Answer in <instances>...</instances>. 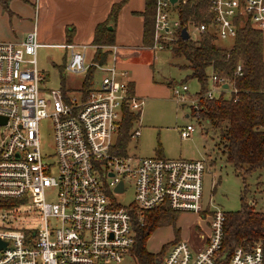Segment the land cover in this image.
Listing matches in <instances>:
<instances>
[{
	"label": "built area",
	"instance_id": "1",
	"mask_svg": "<svg viewBox=\"0 0 264 264\" xmlns=\"http://www.w3.org/2000/svg\"><path fill=\"white\" fill-rule=\"evenodd\" d=\"M191 1L154 0L149 46L153 53L173 44L182 27L192 39L209 31L217 43L233 40L238 19L264 31V0H203L207 20L189 19L179 28L180 8ZM40 46L66 49L67 72L85 73L93 66L102 74L99 81L65 93L60 87L44 88L36 61ZM98 46L109 50L111 61L86 59L89 48ZM117 49L115 44L41 42L35 24L20 40H0V200H19L0 205V239L5 241L0 264H121L125 256H133L132 211L162 206L203 213L209 234L196 248L184 239L172 242L159 264H221L225 214L210 199L202 201L205 159L139 157L117 145L125 111L134 115L129 137L140 135L144 104L131 88L127 70L116 65ZM234 72L242 73L240 63ZM187 89L182 84L173 91L177 101H187ZM226 91L227 97L237 92L227 77L210 71L207 88L189 101L196 107L199 97L215 98ZM44 117L52 119L51 154L40 147L38 124ZM134 121L137 125L132 128ZM194 130L187 123L179 135L186 138ZM127 184L133 198L121 204L116 196ZM23 204L37 212L35 225L18 223ZM262 262L263 248L253 242L235 246L224 264Z\"/></svg>",
	"mask_w": 264,
	"mask_h": 264
},
{
	"label": "trees",
	"instance_id": "2",
	"mask_svg": "<svg viewBox=\"0 0 264 264\" xmlns=\"http://www.w3.org/2000/svg\"><path fill=\"white\" fill-rule=\"evenodd\" d=\"M9 0H0L3 9H8ZM123 1L114 2L109 10L108 19L114 21ZM206 4L203 0H192L183 5L179 13V28L185 26L189 19L194 22L206 21ZM154 0H144L142 45L150 46L153 39ZM236 35L229 47L214 41V34L205 31L199 37L182 39L179 35L173 43L171 53L183 62L180 67L187 69L185 78H195L199 84L197 94H201L208 85L210 71L227 77L237 92L230 97H199L192 110L207 118L214 129L218 130L222 142V152L241 176L244 186L240 191V207L224 211L223 238L219 249V259L224 264L233 248L240 244L260 242L263 248L264 264V208L254 209L252 203L245 200V176L263 168L264 170V61L262 32L252 28L249 21L240 24L238 19ZM108 22L96 25L92 43L105 45L113 43V28ZM113 25V24H112ZM68 40V39H67ZM108 49L98 46L94 61L105 63ZM240 63L242 73L235 74V67ZM94 67L87 68L84 77L76 88L86 89L92 83ZM63 93L74 89L60 85ZM236 98V100L234 99ZM134 115L125 111L117 136V145L124 150L128 140V131ZM18 199L0 200V205L16 204ZM177 211L167 206L132 211L134 244L132 253L137 264H159L155 255L146 249L145 243L152 230L174 218ZM142 217H140V215ZM167 247V245H166ZM160 248V251L166 249ZM164 252V251H163ZM162 253L160 254V256Z\"/></svg>",
	"mask_w": 264,
	"mask_h": 264
},
{
	"label": "rangeland",
	"instance_id": "3",
	"mask_svg": "<svg viewBox=\"0 0 264 264\" xmlns=\"http://www.w3.org/2000/svg\"><path fill=\"white\" fill-rule=\"evenodd\" d=\"M187 29L190 34H193L190 24ZM0 40H11V38H0ZM39 41L60 42L55 39ZM231 42V40H223L220 44L229 46ZM172 46L173 44L168 48L157 49L155 53L152 51L149 53L147 50L139 57L127 58L130 59L128 70L123 69H126L129 74L136 75L138 84L141 80L142 85L147 86L148 90L143 94L144 104L139 118L140 135L128 137L125 150L129 155L139 157L154 155L168 158H204L206 170L202 177V201L207 202L210 199L213 205L223 211L236 210L240 207V191L244 182L222 152L218 130L213 128L207 118L192 110L193 105L189 100L198 92L199 84L195 78H185L187 69L180 67L183 61L172 55L170 50ZM67 57L66 49L62 47L40 46L37 48V67L42 76L41 83L44 88H57L62 84L65 87H75L80 84L84 73L67 72L65 70ZM86 59L90 60L89 52ZM101 75L100 72H95V80L99 81ZM150 82L155 85L150 87ZM182 84L187 85L188 88L184 93L188 97L186 102L177 101L173 93L175 89L180 90ZM224 96H228L227 91ZM187 123L194 125L195 130L190 136L181 138L179 129ZM136 125L134 121L132 128ZM38 134L41 151L51 154L54 138L50 117H44L39 121ZM244 181L245 200L252 203L254 209L261 210L264 208L263 168L246 175ZM132 198V189L128 184L126 190L116 196L121 204H128ZM18 214L20 215L19 224H36L37 212L32 206L21 205ZM139 215L142 217L141 214ZM10 227L14 225L11 224ZM202 229L206 234L205 223L198 219V215L178 211L175 212L171 221L163 222L152 230L145 246L158 258L164 251L163 248L161 252L160 248L180 238L201 242L202 238L199 237L198 231ZM121 264H137V261L134 256H125Z\"/></svg>",
	"mask_w": 264,
	"mask_h": 264
},
{
	"label": "crops",
	"instance_id": "4",
	"mask_svg": "<svg viewBox=\"0 0 264 264\" xmlns=\"http://www.w3.org/2000/svg\"><path fill=\"white\" fill-rule=\"evenodd\" d=\"M118 1L121 0H9V10L3 9L0 4V38L20 40L35 24L38 40L55 39L60 42L94 44L92 39L96 25L107 21L108 27L113 28L114 31V40L111 44H115L118 48L115 58L116 65L128 70L130 59L127 58L139 57L144 51L148 50L151 53L152 50L149 46L142 45L143 17L140 12L144 9V0H122L123 3L116 19L111 21L108 19L110 7ZM262 38L264 61V31H262ZM88 52L90 59L94 60V48L90 47ZM107 61H111L110 53L107 56ZM150 65H153V60ZM95 72L94 70L92 81L95 79ZM128 78L133 91L144 98L143 94L147 93V86L144 87L141 80L138 84L134 74H129ZM153 85L155 84L149 83L150 87ZM72 90H77L76 86ZM196 215L205 223L206 227V234L203 229L198 231L199 237L202 238L201 242L180 238L186 240L193 248L200 246L209 234L206 215L203 213ZM162 255L156 258L159 259V262Z\"/></svg>",
	"mask_w": 264,
	"mask_h": 264
},
{
	"label": "water",
	"instance_id": "5",
	"mask_svg": "<svg viewBox=\"0 0 264 264\" xmlns=\"http://www.w3.org/2000/svg\"><path fill=\"white\" fill-rule=\"evenodd\" d=\"M180 37H181L182 39H187V38H189V35H188L187 30H186L185 27H182V28H181V30H180ZM223 86H224V87H227V83H224ZM121 186H122V184H121V182H120V183L118 184V186H117V189H121ZM4 244H5V241H3V240L0 239V247H2ZM156 262H159V259H156Z\"/></svg>",
	"mask_w": 264,
	"mask_h": 264
}]
</instances>
